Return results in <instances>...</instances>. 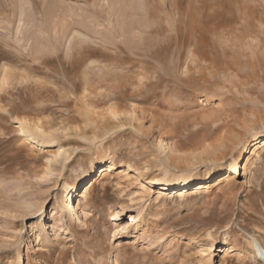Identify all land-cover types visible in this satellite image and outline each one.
<instances>
[{
	"label": "rangeland",
	"instance_id": "rangeland-1",
	"mask_svg": "<svg viewBox=\"0 0 264 264\" xmlns=\"http://www.w3.org/2000/svg\"><path fill=\"white\" fill-rule=\"evenodd\" d=\"M2 72L0 264H264V0H0Z\"/></svg>",
	"mask_w": 264,
	"mask_h": 264
},
{
	"label": "bare ground",
	"instance_id": "bare-ground-1",
	"mask_svg": "<svg viewBox=\"0 0 264 264\" xmlns=\"http://www.w3.org/2000/svg\"><path fill=\"white\" fill-rule=\"evenodd\" d=\"M0 77H1L0 78V89H1L3 83L7 79V75H6V73L2 72ZM112 116H115V114L113 113ZM34 125H35L34 126V130H33L34 132L39 133V134H46L43 130H41L39 128L40 126H36V124H34ZM37 125H39V124H37ZM21 132L23 133V138L24 139H27V140L30 139L31 140L32 137H34V136H31L30 134L27 136L23 130ZM26 133H28V132H26ZM259 134H261V133H259ZM254 137H256V135H254ZM220 141H223V143H224V141L225 142H231V145H226L225 144L224 149H226L228 151L232 150V148H233V146L235 145V142H236V140H232L233 141L232 142L231 140H229V138L226 139L225 136L221 137ZM256 149L257 150H255V151L257 153L262 151V150H264V140L259 142L258 145H256ZM61 152H63V151H61ZM214 152H215V150H214ZM62 154H59L58 157L61 158ZM220 155H223V153H220ZM216 157H218V156L214 155L211 158H209L210 165H214V164L217 163V162H214L215 161L214 158H216ZM52 161L53 160L51 159V160H49L48 163L51 164ZM94 162H95V160L93 162H91V170L94 169ZM66 164L67 163L65 162L64 165H66ZM110 168H111V164H110V166H108V169H106V170L108 172H110ZM239 168H240V165H239V162L237 160V161L234 162V166L232 167L233 173L234 174H237V173L240 174ZM106 170H105V172H106ZM243 170H246V168L243 167ZM101 172L103 173L104 171H101ZM194 179H195V173L194 172L183 171V172L178 173L177 175H174L173 177H169L168 175H165L163 178H160V179H149L147 181V183L150 184V185H153V186H164V184L168 183V181L170 180L171 183H169V185L171 187H174V188H177V189H180V190H184L185 188L190 186V184L192 183V181H194ZM74 190H75V187L72 186V191H74ZM71 197H72L71 192L68 193V194H65L62 197V202H61L62 207L61 208L63 210L65 209L67 211V214H68L67 216H68V218H70L71 223L73 225H76L77 223L81 222V216H82L81 200H82L83 195H81V197L77 195L76 196V198H77L76 201H71ZM19 201H21V199H19ZM14 207L16 208L17 212H14L15 210L14 211L11 210V213L14 212V213L19 214L18 210L27 211V212H30V213L31 212L34 213L36 211V213H38V220L36 221V223H33L31 225V228H30L31 234L30 235H32L34 237V240H35L37 246H39L41 248H44L46 246V244H47V238L57 234L56 233L57 231L54 229L53 226H50L49 227L50 230L48 231L47 224H45L44 219H43V215L41 213V211L43 210V204H39L38 202H35V201H28V200H23L22 199V202L19 203V204H15ZM138 217H136V216H128L129 220H126V223H124V225L122 226V229L123 228H129V227H131L133 230L144 229V227H146V226H144V223H141L139 221ZM121 219H122V214L118 213V212H114V213H112L109 216V221L110 222H114L116 225H118L117 223H119L121 221ZM60 220H62V219H60ZM60 220H57V221H58V224L61 225V224H63V222H59ZM41 233L42 234L43 233L44 234L47 233L46 238L41 237ZM225 237L226 238H225V240L223 242L224 244L221 245L220 251H225V249L224 250H222V249L226 248L228 246V244H229L230 234H226ZM50 242H52V240H50ZM247 244L250 247V249L253 250V257L255 259L258 258V259L264 260V248L261 246V244L256 239L251 238L250 240H248Z\"/></svg>",
	"mask_w": 264,
	"mask_h": 264
}]
</instances>
